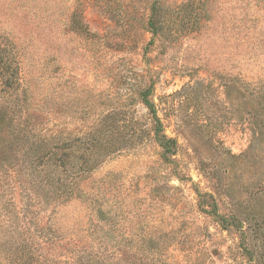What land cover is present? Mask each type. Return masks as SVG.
I'll use <instances>...</instances> for the list:
<instances>
[{"label": "rangeland", "instance_id": "obj_1", "mask_svg": "<svg viewBox=\"0 0 264 264\" xmlns=\"http://www.w3.org/2000/svg\"><path fill=\"white\" fill-rule=\"evenodd\" d=\"M184 1L0 0V34L23 53L32 98L28 111L14 112L17 142L0 133V203L23 170L27 133L46 126L47 133L74 136L115 114L126 135L137 129L140 136L92 172L63 214L86 226L88 210L101 209L119 240L147 233L170 244L178 259L176 244L201 239L216 250L213 264H264V0H204L198 17ZM154 4L173 34L165 32L144 55ZM74 11L75 26L87 33L72 30ZM148 68L158 116L178 145L170 161L143 134L147 111L136 92L148 82ZM195 189L212 194L220 213L242 220L251 260L237 249L236 231L198 212ZM13 194L18 206V190Z\"/></svg>", "mask_w": 264, "mask_h": 264}, {"label": "trees", "instance_id": "obj_2", "mask_svg": "<svg viewBox=\"0 0 264 264\" xmlns=\"http://www.w3.org/2000/svg\"><path fill=\"white\" fill-rule=\"evenodd\" d=\"M203 4L204 0H187L181 7L190 12L195 9V17H198ZM150 9L146 26L151 38L143 48L144 55L173 26L169 25L171 20L166 12L161 14V6L154 4ZM77 16L74 11L68 20L72 30L77 27L80 32L87 33L85 26H75L79 23ZM22 57L24 59L13 39L5 33L0 34V133L3 132L5 140L10 137L14 142H17V138L12 137V123L17 117L14 112L28 111L27 106L32 100L26 80L28 74L25 71L22 74ZM146 72H151L148 82L136 92L147 111L148 126L143 134L159 146L161 158L170 161L171 156L176 155L178 145L166 134L158 116L152 98L155 85L152 69L148 68ZM39 119L37 114L33 115L34 127L39 125ZM120 125L115 114L98 117L90 128L77 130L74 136L64 130L47 133L46 126L37 133L33 130L29 136L28 129L21 125V131L26 132L31 141L20 149L24 171L16 176L14 188L10 185L11 196L0 203L3 220L0 225V264H213L216 250L207 247L206 240L176 244L174 249L183 253L178 259L169 254L170 244L147 233L146 237L119 240L121 231L113 228L110 217L101 209L88 210L86 226H80L79 222L63 214L64 207L80 195L82 183L92 172L124 147L126 140L131 138L130 143L135 142L140 136L137 129L126 135ZM17 190L18 206L13 197V191L16 193ZM195 193L198 212L210 217L222 230L236 231L237 249L251 260L249 256L253 251L242 220L220 213L212 194L197 189Z\"/></svg>", "mask_w": 264, "mask_h": 264}]
</instances>
